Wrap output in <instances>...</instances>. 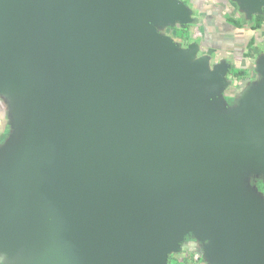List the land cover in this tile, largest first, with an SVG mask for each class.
<instances>
[{
	"label": "water",
	"instance_id": "1",
	"mask_svg": "<svg viewBox=\"0 0 264 264\" xmlns=\"http://www.w3.org/2000/svg\"><path fill=\"white\" fill-rule=\"evenodd\" d=\"M190 20L175 0H0L3 264H168L190 235L212 264H264V203L236 178L264 176V56L234 112L226 68L160 33Z\"/></svg>",
	"mask_w": 264,
	"mask_h": 264
},
{
	"label": "rangeland",
	"instance_id": "2",
	"mask_svg": "<svg viewBox=\"0 0 264 264\" xmlns=\"http://www.w3.org/2000/svg\"><path fill=\"white\" fill-rule=\"evenodd\" d=\"M175 1L186 6L191 20L185 24L179 21L173 23L161 29L160 33L171 38L180 50L195 47L193 63L207 60L210 72L219 67L226 68L222 94L216 97L225 98L226 105L235 112L236 102L243 98L248 88L258 86L262 78L257 68L260 57L264 56V25L258 30L253 29L256 16L261 14H249L242 10L238 0ZM262 8L264 10V5ZM230 19L238 22L240 26L230 23ZM240 71L246 72L243 77L237 76ZM230 102L234 105L231 106ZM9 112L10 106L0 97V136L6 126H10ZM244 171L240 169L236 178L254 198L261 199L264 203V193L251 186V178L256 173L245 171L244 174ZM187 237L196 241L188 242L186 238L169 259H176L185 264H212L207 258L209 241H198L191 235ZM0 264H3L2 257Z\"/></svg>",
	"mask_w": 264,
	"mask_h": 264
},
{
	"label": "trees",
	"instance_id": "3",
	"mask_svg": "<svg viewBox=\"0 0 264 264\" xmlns=\"http://www.w3.org/2000/svg\"><path fill=\"white\" fill-rule=\"evenodd\" d=\"M229 22L232 23V24L236 23L238 27L240 26V24H238V22L233 21V19H230ZM263 25H264V13L261 14V15L256 16L255 25L253 26V29L254 30H258V29L262 28ZM245 73H246L245 71H240L237 74V76L238 77H243V75H245ZM227 100H230V98H227ZM230 105L233 106L234 104H232L230 102ZM10 133H11V127L10 126H6L5 131L0 136V147L6 142L7 138L10 135ZM251 184L254 187H256L259 192H263L264 193V176L263 175H261L259 177L253 176L251 178ZM3 261H4V259H3ZM168 264H185V263L184 262H179L176 259H171V260L169 259Z\"/></svg>",
	"mask_w": 264,
	"mask_h": 264
},
{
	"label": "flooded vegetation",
	"instance_id": "4",
	"mask_svg": "<svg viewBox=\"0 0 264 264\" xmlns=\"http://www.w3.org/2000/svg\"><path fill=\"white\" fill-rule=\"evenodd\" d=\"M187 240H188V242H191V241H196V240H193V238H191V237H187ZM196 244H197V242H196ZM199 244V243H198ZM197 246V245H196Z\"/></svg>",
	"mask_w": 264,
	"mask_h": 264
}]
</instances>
